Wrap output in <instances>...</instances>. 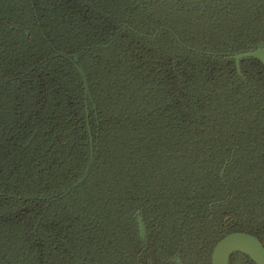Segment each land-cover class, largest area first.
I'll return each mask as SVG.
<instances>
[{"label":"trees","instance_id":"16d2710c","mask_svg":"<svg viewBox=\"0 0 264 264\" xmlns=\"http://www.w3.org/2000/svg\"><path fill=\"white\" fill-rule=\"evenodd\" d=\"M261 45L264 0H0V264L264 247Z\"/></svg>","mask_w":264,"mask_h":264},{"label":"water","instance_id":"95a60500","mask_svg":"<svg viewBox=\"0 0 264 264\" xmlns=\"http://www.w3.org/2000/svg\"><path fill=\"white\" fill-rule=\"evenodd\" d=\"M243 58H254L264 65V45L256 49L236 54L233 56L236 68L239 71L240 60ZM225 167L221 171L223 176ZM139 235L142 239L145 236V228L142 219L138 218ZM240 252L247 255L255 264H264V247L261 242L254 236L244 232H233L220 239L214 246L211 264H226L229 254Z\"/></svg>","mask_w":264,"mask_h":264},{"label":"flooded vegetation","instance_id":"af4514ba","mask_svg":"<svg viewBox=\"0 0 264 264\" xmlns=\"http://www.w3.org/2000/svg\"><path fill=\"white\" fill-rule=\"evenodd\" d=\"M156 1H159V2H162V3H166L168 2L170 5L174 4V5H177V6H196V5H200V4H204V3H207V2H210L212 0H156ZM137 214H139L137 212ZM140 216H138L139 218ZM141 218V217H140ZM145 228V227H144ZM138 232H139V228H138ZM233 233V232H232ZM230 234V233H229ZM251 235V234H250ZM226 236V235H225ZM140 237V235H139ZM145 237H146V230H145V236H144V239H141L144 241L145 240ZM222 239V238H221ZM216 245V244H215ZM214 249V248H213ZM213 252V251H212ZM212 256V255H211Z\"/></svg>","mask_w":264,"mask_h":264}]
</instances>
